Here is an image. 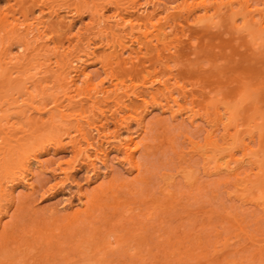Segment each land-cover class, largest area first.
I'll return each instance as SVG.
<instances>
[{
    "label": "rangeland",
    "instance_id": "rangeland-1",
    "mask_svg": "<svg viewBox=\"0 0 264 264\" xmlns=\"http://www.w3.org/2000/svg\"><path fill=\"white\" fill-rule=\"evenodd\" d=\"M147 1L137 3L155 12L152 22L162 23L165 12L172 13L164 24L166 31L174 29L168 37L170 52H163L170 57L152 62V52L133 53L131 61H142L144 71L126 84L141 91L143 80L167 79L176 97L168 104L181 111L172 116L160 94L154 95L160 104L143 95L146 108L130 97L138 108L119 112L125 116L119 126L110 118V96L101 106L107 109L106 118H94L101 138L90 132L101 151L96 159L93 149L88 151L93 166L76 158L66 139L62 148L41 152L38 161L29 163L32 188L13 186L15 202L5 214L0 210V264H264V36L256 27L260 16L264 20V0ZM244 2L252 11L250 27L243 26L240 15L232 19L227 12V3L237 11ZM11 3L0 0V11ZM102 13L110 22L114 9L107 6ZM38 15L35 9L32 16ZM93 25L87 12L74 18L69 32L60 36V51L72 48L77 38L83 42L90 37ZM128 46L137 48L135 43ZM106 52L95 48L96 56L85 65L94 83L105 76L99 65ZM128 57L126 49L120 58ZM77 86H83L81 76ZM102 86L110 87L105 80ZM178 87L195 95L181 97ZM191 112L195 116L190 122ZM139 113L138 125L134 117ZM142 124L145 133H139ZM210 130L215 146L206 143ZM138 133L137 172L123 160L116 139ZM214 158L242 165L238 178L248 173L243 179L247 186L212 170ZM41 163L46 165L43 171ZM83 195L93 203L90 221L64 233L61 226L69 215L83 211ZM8 197L0 199L3 208ZM115 201L121 203L114 208ZM24 241L35 248L32 258L17 256L14 247Z\"/></svg>",
    "mask_w": 264,
    "mask_h": 264
},
{
    "label": "bare ground",
    "instance_id": "bare-ground-1",
    "mask_svg": "<svg viewBox=\"0 0 264 264\" xmlns=\"http://www.w3.org/2000/svg\"><path fill=\"white\" fill-rule=\"evenodd\" d=\"M149 2L151 0L147 1ZM200 4L205 6L202 2ZM244 4L242 10L236 11L227 3V12L232 19L234 15H240L243 26L250 27L253 23L252 11L246 2ZM107 6L114 9L110 22L102 13ZM140 7L137 0H12L5 10L0 11V199L9 196L5 208L0 204V210L4 209V214L11 203L15 202L12 196L13 186L20 183L32 188V182L27 175L29 163L38 161L39 154L48 148H62L63 139H66L65 144L70 145L76 158L85 160L90 167L93 166V159H90L88 151L93 149L95 159L99 158L98 153L101 151L99 146H94L90 132L95 131L97 135L100 133V126L94 125V118H106L104 111L107 109L101 106L107 104L108 97L111 96L113 106V109H108L110 118L119 126L125 123V116L119 112L135 111L138 108L137 103L130 97L140 100V104L146 108L143 95H148L152 103L160 104L154 97L155 94H160L172 116L181 111L171 109L168 104V101L175 103L176 97L173 96V89L167 84V79L155 77L143 80L140 82V86H143L141 91L131 90L136 86L126 84V80L131 81L144 71L142 61H131L133 53H141V49H145V53L152 52V58H149L152 62H161L162 59L170 57L163 52H170L168 37L174 34V29L170 27L166 31L164 24L171 19L172 13L165 12L162 23L152 22L155 12H147ZM35 9L39 14L36 17L32 16ZM84 12L94 21L90 28L94 29L91 31L92 35L83 42L77 38L72 48L60 51L59 48L63 45L60 36L68 33L72 20ZM202 17L195 19L200 21ZM65 19L67 23H64ZM146 25H150L151 30L141 31L140 27ZM256 27L260 36H264V20L261 16L256 21ZM48 32L55 36L48 35ZM132 43L136 44V49L128 46ZM97 47L104 48L107 52L104 53L105 60H101L99 65L105 76L98 83H94L93 75L85 72V65L92 56H96L94 49ZM13 48L16 49L14 53ZM126 49L129 57L120 58ZM80 76L83 83L81 88L77 86ZM104 80L109 83V88L102 86ZM177 89L181 97L195 95L185 91L183 87ZM125 98L129 100L128 103H124ZM187 116L191 122L195 113L191 112ZM134 119L139 125L142 122L141 114H136ZM140 130L139 133H145V125L142 124ZM139 133L123 140L116 139V147L122 150L123 160L137 172L140 170L136 156L140 149V143L136 140ZM106 136L104 134L103 137ZM228 136L233 139V135ZM113 137L115 138L114 135ZM206 143L216 145L211 130L207 132ZM212 148L215 150L217 147ZM229 161L220 162L218 158H214L212 170L240 179L238 175L242 165L236 163L231 166ZM253 162H257V159H253ZM41 167L43 171L46 165L41 163ZM61 172L67 178L68 171L63 169ZM247 175L248 173L243 179ZM255 177L258 179V176ZM244 186H247L245 182ZM83 198V211H73L69 215L68 222L61 226L64 233L80 230L79 223L90 221L88 218L91 216L93 203L87 195H83ZM120 203L115 201L114 208ZM2 213L0 212L1 215ZM5 229L4 224L2 230ZM14 248L18 249L17 256L27 259L32 258L35 251L34 246L27 241L15 245ZM1 252L8 251L2 248Z\"/></svg>",
    "mask_w": 264,
    "mask_h": 264
}]
</instances>
